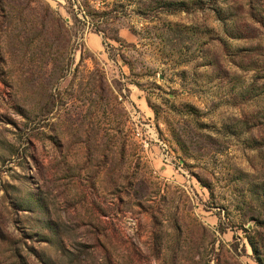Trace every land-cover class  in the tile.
Here are the masks:
<instances>
[{"label":"rangeland","instance_id":"374dc122","mask_svg":"<svg viewBox=\"0 0 264 264\" xmlns=\"http://www.w3.org/2000/svg\"><path fill=\"white\" fill-rule=\"evenodd\" d=\"M0 264H264V0H0Z\"/></svg>","mask_w":264,"mask_h":264},{"label":"built area","instance_id":"2783aa9c","mask_svg":"<svg viewBox=\"0 0 264 264\" xmlns=\"http://www.w3.org/2000/svg\"><path fill=\"white\" fill-rule=\"evenodd\" d=\"M135 134H139V131L137 130V128H135ZM142 142H143V144H145L146 143V140L145 139H142Z\"/></svg>","mask_w":264,"mask_h":264}]
</instances>
